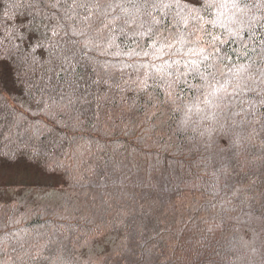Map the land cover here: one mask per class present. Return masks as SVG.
I'll use <instances>...</instances> for the list:
<instances>
[{"label": "trees", "instance_id": "obj_1", "mask_svg": "<svg viewBox=\"0 0 264 264\" xmlns=\"http://www.w3.org/2000/svg\"><path fill=\"white\" fill-rule=\"evenodd\" d=\"M53 2L0 0V170L68 197L0 187V264H264V7L211 9L223 42L201 55L157 59L130 33L122 48L150 55L114 59Z\"/></svg>", "mask_w": 264, "mask_h": 264}, {"label": "snow or ice", "instance_id": "obj_2", "mask_svg": "<svg viewBox=\"0 0 264 264\" xmlns=\"http://www.w3.org/2000/svg\"><path fill=\"white\" fill-rule=\"evenodd\" d=\"M51 6L65 9L61 19L71 21L68 27L72 35L85 37L82 43L89 51L95 49L99 55H110L114 59L148 57L150 53L144 51V45L139 44L138 41L139 51L135 49L128 51L122 48L131 33L133 36L146 35L149 40L153 41L151 55L157 59H163L165 56L169 58L181 56L183 59L186 56L201 55L206 50L199 47L201 44L211 46L215 50L217 45L213 42H223L206 25L215 27L221 23L219 17L225 13L219 12L215 18H212L211 9L235 10L232 15L236 16L238 12L264 7V0L252 4L243 3L242 0H71L70 4L69 0H54ZM161 8L169 9V11L162 13L159 17L154 16L152 11L148 10L159 11ZM118 9L119 12H117ZM205 16L209 18L205 19ZM138 18L139 23H137ZM118 37L120 38L119 44L116 43ZM177 45L193 46L188 47L187 51L182 53L181 47ZM112 48L116 51H109ZM173 63H181V61L174 60ZM194 65L195 61L189 60L184 64V68ZM177 71L179 72L177 81L180 77H184L183 83H188V77L193 75L192 72L180 69ZM144 84L147 87V81ZM178 86L183 90L182 84ZM169 89L168 96L172 98L170 102L180 99L179 95L171 90L172 85H169Z\"/></svg>", "mask_w": 264, "mask_h": 264}, {"label": "rangeland", "instance_id": "obj_3", "mask_svg": "<svg viewBox=\"0 0 264 264\" xmlns=\"http://www.w3.org/2000/svg\"><path fill=\"white\" fill-rule=\"evenodd\" d=\"M41 185L45 188H41ZM47 185L50 184L46 183V177L35 169L0 170V187L9 198L19 202L32 199L39 205H61L68 194L59 185L46 187ZM105 244L107 245L104 241L100 244V253L111 249V245L107 248Z\"/></svg>", "mask_w": 264, "mask_h": 264}]
</instances>
